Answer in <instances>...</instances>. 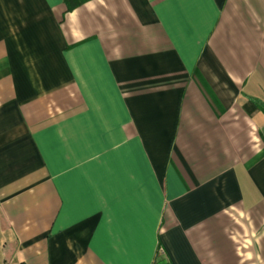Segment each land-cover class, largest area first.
I'll return each mask as SVG.
<instances>
[{"label": "crops", "instance_id": "obj_1", "mask_svg": "<svg viewBox=\"0 0 264 264\" xmlns=\"http://www.w3.org/2000/svg\"><path fill=\"white\" fill-rule=\"evenodd\" d=\"M264 0H0V264H264Z\"/></svg>", "mask_w": 264, "mask_h": 264}, {"label": "trees", "instance_id": "obj_2", "mask_svg": "<svg viewBox=\"0 0 264 264\" xmlns=\"http://www.w3.org/2000/svg\"><path fill=\"white\" fill-rule=\"evenodd\" d=\"M88 1L90 0H63V3L66 6V11H72ZM261 109L264 112V106H261Z\"/></svg>", "mask_w": 264, "mask_h": 264}]
</instances>
